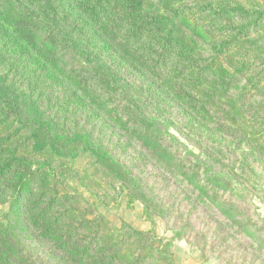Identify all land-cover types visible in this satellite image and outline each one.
Returning a JSON list of instances; mask_svg holds the SVG:
<instances>
[{
	"label": "rangeland",
	"instance_id": "obj_1",
	"mask_svg": "<svg viewBox=\"0 0 264 264\" xmlns=\"http://www.w3.org/2000/svg\"><path fill=\"white\" fill-rule=\"evenodd\" d=\"M68 207L143 264H264V0H0V264H70Z\"/></svg>",
	"mask_w": 264,
	"mask_h": 264
},
{
	"label": "trees",
	"instance_id": "obj_2",
	"mask_svg": "<svg viewBox=\"0 0 264 264\" xmlns=\"http://www.w3.org/2000/svg\"><path fill=\"white\" fill-rule=\"evenodd\" d=\"M228 123L230 124V121ZM236 123L237 121L234 120L232 125L234 126ZM69 209V207L66 208L63 216L66 218L70 216V219L56 225L57 217L54 216L51 223L43 231V239L49 238L50 233L60 238L59 245L51 248L54 256L69 257L70 264H143L148 249L146 240L142 239L143 235L137 232L127 235L122 231L121 236L113 235L115 240L112 242V239L104 235L110 231L108 229L103 230L102 220H78L77 217L73 216V211H68ZM120 238L125 241L121 243ZM134 240H137L136 243L146 244L147 247L130 246V242L134 243ZM100 243L102 244L98 246ZM2 246L4 245H0V248ZM56 260L59 264H64L61 257ZM157 260L160 262L162 259L157 258Z\"/></svg>",
	"mask_w": 264,
	"mask_h": 264
}]
</instances>
